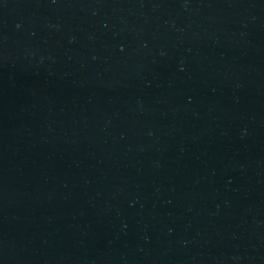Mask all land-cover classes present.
Instances as JSON below:
<instances>
[{
    "label": "water",
    "instance_id": "1",
    "mask_svg": "<svg viewBox=\"0 0 264 264\" xmlns=\"http://www.w3.org/2000/svg\"><path fill=\"white\" fill-rule=\"evenodd\" d=\"M0 264H264V0H0Z\"/></svg>",
    "mask_w": 264,
    "mask_h": 264
}]
</instances>
